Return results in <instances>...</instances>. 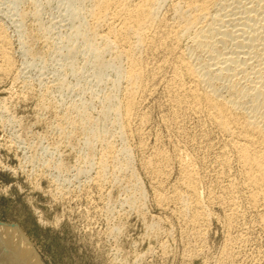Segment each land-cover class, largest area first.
Segmentation results:
<instances>
[{"label":"rangeland","instance_id":"rangeland-1","mask_svg":"<svg viewBox=\"0 0 264 264\" xmlns=\"http://www.w3.org/2000/svg\"><path fill=\"white\" fill-rule=\"evenodd\" d=\"M35 1L17 4L0 0V22L11 38L15 61L12 71L0 72V221L22 229L43 264H264V228L258 212L250 209L247 196L238 192L235 200L242 214L232 218L230 201L223 197L228 193L224 188L228 180L220 177L224 137L204 117L187 110L176 115L179 119H172L176 112L165 84L172 74L170 67L160 71L156 82H150L152 91L142 97L146 101L140 100V114L149 115L145 123L138 116L118 125L113 114L111 120L99 123L102 136L115 143L121 156L123 147L131 150V167L118 173L119 181L112 167L106 171L109 176L105 173L106 177L99 178V158L106 139L90 141L87 135L91 129L80 113L86 110L91 122H99L105 106L100 99L113 89L118 76L113 70H96L83 55L75 62L70 58L65 44L73 26L66 18V0ZM36 5L37 15H31ZM22 10L28 17L20 21ZM120 86L121 98L124 90ZM120 125L125 126L124 132ZM159 146L170 153L171 171L155 187L143 160ZM181 150L195 160L197 171L201 170L200 202L212 219L206 215L207 224L189 221L187 214L193 205L186 209L176 199H169L166 205L156 201L157 193L172 198L180 190V163L175 154ZM237 167L234 164L233 174ZM135 184L140 189L134 188ZM128 196L138 197L136 205L127 201Z\"/></svg>","mask_w":264,"mask_h":264},{"label":"bare ground","instance_id":"bare-ground-1","mask_svg":"<svg viewBox=\"0 0 264 264\" xmlns=\"http://www.w3.org/2000/svg\"><path fill=\"white\" fill-rule=\"evenodd\" d=\"M14 1L21 4L26 0ZM66 1L68 3L66 18L73 26L72 33L67 44H65V48L68 51L70 50V58L75 62L80 55H83L88 62L96 66V70H113L118 76V79L112 83L113 89L100 99L102 100L100 102H104L105 106L102 105L104 108L102 107L101 117L97 118L99 122H91L93 119H90V115L86 110L80 113L82 122L85 125L87 124L88 130L91 129V132H88L89 136L87 135L88 139L96 137L95 142H97V138H100L98 140H102V142L101 137L106 139L104 145L102 144L104 146L102 155H100V158L98 157L100 159L99 178L103 179L106 171L112 167L114 178L118 180V173L129 170L131 167V150L127 146L123 147V156H121V153L117 150L118 148L114 147L115 143L112 145V141L107 142L110 138L102 136L103 130L99 123L107 119L111 120L110 114L114 115L115 122L118 125L122 122L130 123L138 116L139 120H143L145 123L148 114H140V100L148 94L149 90L152 91L149 85L150 82L152 83L160 76L161 70L170 67L172 74L168 79L166 78L165 84H167V87L166 85L165 87L168 88L166 90L169 91L171 102L175 107L176 114H173L175 118L172 119H179V117L176 118L177 114L179 112L182 114V111L187 110L204 117L211 127L224 137L225 148L221 150L220 177L222 180L223 178L228 180V185L225 186L224 184V188L227 187L228 193L223 194V197L230 201L232 207V211L230 209L228 211L230 210L233 214H231L232 218L235 215L242 214L237 207L235 200L237 195L235 193L243 192L247 196L246 199H248L250 209L258 212L257 218L263 226L262 228H264V0ZM35 2L37 3V1ZM36 8L37 5L34 6L31 15L32 13L35 16L37 15ZM18 14L20 21H23L27 12L22 10ZM33 36L34 34L31 37ZM10 39L7 28L0 22V72L12 71L15 68V61L10 49ZM73 65L72 63L70 66ZM161 79L159 78V80ZM120 85H123L124 90L121 98L117 90V86ZM145 101L143 100V102ZM205 119L203 120L205 121ZM130 125L128 124L131 128ZM120 126L121 130L125 129V126ZM124 129L122 132H124ZM142 145L144 146V144ZM143 146L141 148L146 150ZM205 146L208 147L207 142ZM164 149H161V147L155 149L150 157L143 160V165L152 175L155 187L171 171V169L168 171V168H171L169 162L172 159L170 153ZM178 149L182 148L179 147ZM185 150L175 154L179 157L180 163L181 175L180 178L178 177L179 182L177 184L180 190H176L178 192L175 193V191L172 198L157 193L156 201L166 205L169 199H176L179 202L182 201L186 209L191 208V205H193L189 209L190 214H187L188 217L190 215L189 221L197 224L206 223L207 208L205 210L203 203L201 204L198 192V186L202 180L199 174L201 170L197 171L199 167L196 169L195 160L188 156V153H183ZM118 153H120V156H118ZM121 157L124 159L122 160ZM234 164L238 167L233 174ZM98 176L96 177L97 180ZM134 188H138V185L135 184ZM142 193L143 191L140 190V196ZM209 196V198H213L210 194ZM138 200V197L131 198L128 196L127 198L129 203L135 205ZM226 204L227 201L225 206ZM204 205L207 206L205 203ZM186 209L182 207L183 212ZM187 215L185 213L184 217H187ZM210 216L208 215V219H211ZM234 251H232L233 255ZM0 264H43V262L32 241L21 228L0 221Z\"/></svg>","mask_w":264,"mask_h":264}]
</instances>
